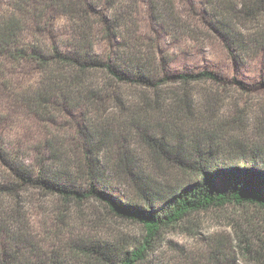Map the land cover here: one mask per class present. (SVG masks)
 Returning a JSON list of instances; mask_svg holds the SVG:
<instances>
[{
  "label": "trees",
  "instance_id": "obj_1",
  "mask_svg": "<svg viewBox=\"0 0 264 264\" xmlns=\"http://www.w3.org/2000/svg\"><path fill=\"white\" fill-rule=\"evenodd\" d=\"M143 7L173 43L200 40V25L236 62L264 50V0H6L0 264L148 263L166 233L226 205L254 209L264 223V79L172 70L157 33L142 30ZM12 123L40 129L10 144ZM37 196L54 201L62 223L48 239H64L71 211L141 233L110 240L83 227L66 239L69 254L44 248L26 215ZM250 231L238 232L234 250L264 264V231Z\"/></svg>",
  "mask_w": 264,
  "mask_h": 264
},
{
  "label": "rangeland",
  "instance_id": "obj_2",
  "mask_svg": "<svg viewBox=\"0 0 264 264\" xmlns=\"http://www.w3.org/2000/svg\"><path fill=\"white\" fill-rule=\"evenodd\" d=\"M5 1L0 0V6ZM186 7L189 5L186 4ZM196 8L200 9L199 7ZM140 23L143 32L147 35L156 36L157 33L163 52L172 59L170 65L172 70L208 68L228 78L235 77L249 84L261 78L264 79V50L260 51L255 59H246L244 63H239L233 60L217 38L207 34L200 25L199 28L203 35L200 40L176 44L164 35L151 18L146 7H143L140 13ZM14 125L12 123L10 126H4V140L10 144H21L31 140L37 136L36 131L40 129V126ZM26 152L29 155L31 153L29 150ZM37 199V201L33 200L26 204V215L29 216L33 229L39 234V242L44 248L59 246V252L69 254L64 249L65 246H68L66 239L69 236L74 238L78 233V231L74 233V229L83 227V229L100 236V238L110 240L116 236H123L128 240L137 239L141 233L139 226L126 220L116 217H103L100 214L96 217L88 215L86 218L88 221L85 222L84 215L87 212H84V215H81L83 218H81L77 211H71L64 218L65 224L61 228L65 232L64 239H48L49 232L55 231L57 224L62 223L54 221V201L52 199H40L39 196ZM52 223H56V225ZM66 225L67 227H64ZM252 225H255L262 234L264 223L261 221V213L259 214L254 209L231 205L211 208L191 217L180 228L166 233V242L162 243L158 252L154 253L149 258V262L144 264H150V262L151 264H251L250 259L243 258L239 251L234 249L238 232L246 230L248 234L251 232ZM72 233L74 234L72 235ZM53 243L54 245H52ZM214 250H220V252H216V257L212 258L211 255Z\"/></svg>",
  "mask_w": 264,
  "mask_h": 264
}]
</instances>
